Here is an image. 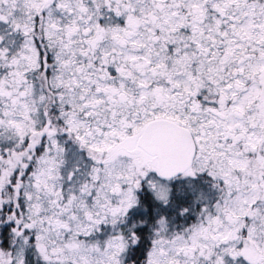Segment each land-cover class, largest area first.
Returning <instances> with one entry per match:
<instances>
[{"label":"snow or ice","instance_id":"6c2138e0","mask_svg":"<svg viewBox=\"0 0 264 264\" xmlns=\"http://www.w3.org/2000/svg\"><path fill=\"white\" fill-rule=\"evenodd\" d=\"M0 264H264V0H0Z\"/></svg>","mask_w":264,"mask_h":264}]
</instances>
